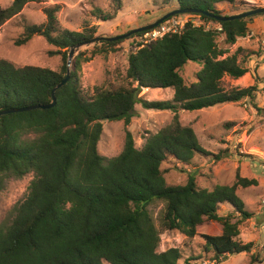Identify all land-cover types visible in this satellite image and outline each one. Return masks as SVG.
I'll return each mask as SVG.
<instances>
[{
    "label": "trees",
    "instance_id": "16d2710c",
    "mask_svg": "<svg viewBox=\"0 0 264 264\" xmlns=\"http://www.w3.org/2000/svg\"><path fill=\"white\" fill-rule=\"evenodd\" d=\"M40 2L13 0L10 6L0 8V28L29 3ZM173 3L181 10L230 16L218 5L234 6L237 0L163 2ZM63 8V4L44 8L46 20L26 24L15 42L23 46L34 37H43L57 48L50 54L61 57L60 69L19 67L0 59V112L52 103L54 88L67 75L71 48L96 38L97 28L88 23L81 32L62 29L58 14ZM193 14L221 24L230 46L246 36L254 18L264 16L221 22ZM93 15L102 21L114 19L98 8ZM124 41H100L91 57L117 52ZM84 55L80 52L73 60L68 83L56 91L55 107L0 116V191L9 178L34 175L14 216L0 224V264H179L183 256L178 248L161 250L162 233L178 231L192 239L208 221L217 223L222 233L202 236L205 255H212L210 258L220 264L228 256L250 253L254 244H243L237 238L240 225L253 214L237 189L255 181L238 175L233 185L209 190L198 186L193 172L185 185H170L163 169L165 163L190 166L196 155H212L201 146L195 130L180 122V112L247 99L258 113L264 112L254 104L259 91L256 85L230 91L222 85L225 77L238 80L249 72L246 64L250 56L242 55V49L229 54L219 48L214 32L188 23L178 33L136 45L128 58L126 86L97 87L92 96H86L80 69L90 58ZM188 62L202 65L197 82L192 84L185 83L180 74ZM168 88L174 90L170 101L140 97L143 89ZM139 104L146 110L172 111V122L150 134L142 148L136 147L132 133L126 131L122 152L110 159L102 156L103 122L123 121L128 126ZM214 157L221 160L223 155ZM157 203L164 204L159 218L162 230L151 212ZM222 205L230 206L232 212L221 215ZM259 256L258 252L252 254V261Z\"/></svg>",
    "mask_w": 264,
    "mask_h": 264
},
{
    "label": "rangeland",
    "instance_id": "374dc122",
    "mask_svg": "<svg viewBox=\"0 0 264 264\" xmlns=\"http://www.w3.org/2000/svg\"><path fill=\"white\" fill-rule=\"evenodd\" d=\"M12 1L0 0V8L10 6ZM163 2L164 0H42L40 3H29L20 15L1 26L0 59L11 61L19 67L38 66L54 71L60 69L61 57L50 54L57 48L51 46L43 37H34L23 46L15 44L23 34L26 24H42L46 20L43 10L48 6L64 5L63 10L58 14V22L62 29L81 32L88 23L97 28L96 37L113 38L153 24L178 8L176 3L166 5ZM97 8L114 19L99 20L93 15ZM218 8L225 15H239L256 8H264V0H237L234 6L219 4ZM186 18L188 14L178 17L181 20ZM261 18H254L250 24L258 25L257 22H260ZM207 22H210L211 27L221 25L212 21ZM212 31L216 34L219 48L227 50L231 55L242 49V55L250 56L246 64L249 72L238 80L225 77L223 88L230 91L256 85L259 91L254 104L264 109V54L259 43L253 42L256 41L254 39L249 43L239 38L235 45L230 46L225 42L224 32ZM124 40L117 52L107 55L91 57L92 51L99 42L84 45L76 53L77 56L80 52H84L85 58H90L82 63L80 69L81 84L86 96H92L97 87L118 88L127 85L128 58L136 50V45L141 44L138 42L141 38L135 36ZM201 68L200 63L188 62L180 71L185 83L197 82L196 74ZM140 97L148 101H170L174 97V90L143 89ZM253 106L251 100L247 99L201 111L180 112V122L195 130L201 146L212 155L198 154L190 166L175 163L163 165V169L166 170V181L170 185H185L189 174L193 172L197 175L198 186L209 190L217 185H233L237 182L238 175L242 179L256 182L247 187L238 186L237 189V194L244 201L247 211L253 214L251 219L240 225V236L237 239L243 244L253 243L254 248L250 253L228 256L220 264H264V204L262 202L264 200V112L258 113ZM173 116L172 111L146 110L139 104L136 105L135 115L128 126L123 121H104L103 134L99 142L100 154L108 159L118 156L124 148L126 131L132 133L136 147L142 148L146 138L169 125ZM218 154L223 155L221 160L215 159L214 156ZM33 178L34 175L31 173L20 179L9 178L6 181L4 189L0 191V224L14 216V209L27 197ZM163 207V203L151 206V212L161 230L159 218ZM231 212L230 206H221V215ZM221 233V227L211 221L199 226L197 236L192 239L178 231H165L162 233L161 250L178 248L183 256L179 264H217L210 258L212 255H205V240L202 236H219ZM258 246L263 247V250L258 249ZM255 252L260 256L253 262L252 254Z\"/></svg>",
    "mask_w": 264,
    "mask_h": 264
},
{
    "label": "water",
    "instance_id": "95a60500",
    "mask_svg": "<svg viewBox=\"0 0 264 264\" xmlns=\"http://www.w3.org/2000/svg\"><path fill=\"white\" fill-rule=\"evenodd\" d=\"M193 13L207 15V16H209L211 18H214V19H216L218 21L225 22V21H231V20H235V19L248 18V17H251V16L259 15V14H264V8H256V9L244 12L242 14L232 15V16H217V15H214V14L205 13V12L200 11V10H181V9H176V10H173L172 12L166 14L165 16H163L157 22H155L153 24H150V25H146V26H143V27L136 28V29L131 30L130 32H128L126 34L119 35V36H116V37H113V38L96 37L95 39H93L90 42L79 44V45H75V46H73L71 48V50L69 52V55H68V71H67V75L53 90V93H52L53 101H52V103H50L48 105H44V106L36 105V106L29 107V108H24V109H13V110H8V111H3V112H0V116L6 115V114H10V113H17V112H24V111L34 110V109L46 110V109H51V108L55 107L56 106V91L58 89L62 88L63 86H65L68 83V81H69V79L71 77V67H70L71 63L75 59L76 53L79 52V50H80V48L82 46L91 45L93 43H97V42H100V41L112 42V41L124 40V39H127L131 35H134L136 33H141V32L152 30V29H154L155 27H157L159 24L163 23L165 20H167L170 17L177 16V15H182V14H193Z\"/></svg>",
    "mask_w": 264,
    "mask_h": 264
},
{
    "label": "built area",
    "instance_id": "2783aa9c",
    "mask_svg": "<svg viewBox=\"0 0 264 264\" xmlns=\"http://www.w3.org/2000/svg\"><path fill=\"white\" fill-rule=\"evenodd\" d=\"M190 15L195 16V17L191 18ZM179 16L181 15L173 16L166 22L159 24L154 29L145 31L141 36H139L141 40L138 42L142 44H146V43H150L153 41H157L163 36H165L166 34L178 33L182 31V29L188 23H192L195 27H202L206 31L214 32L212 30H217L218 32H223V28L221 25H214V27H211V24H209L210 22L208 23L207 21L203 20L200 16L188 14V18L183 19V20L178 19ZM241 39L245 40L246 42H251V40L253 39L256 40V42L259 43V47L264 54V34L263 33L254 34L252 32H248L246 36L242 37ZM262 202L264 204V200Z\"/></svg>",
    "mask_w": 264,
    "mask_h": 264
},
{
    "label": "crops",
    "instance_id": "0c3cea01",
    "mask_svg": "<svg viewBox=\"0 0 264 264\" xmlns=\"http://www.w3.org/2000/svg\"><path fill=\"white\" fill-rule=\"evenodd\" d=\"M262 17L260 22H257L258 25H252V24H249V32H252L254 34H261L263 33L264 34V16H260ZM253 42H256V41H253ZM250 43V42H249Z\"/></svg>",
    "mask_w": 264,
    "mask_h": 264
}]
</instances>
